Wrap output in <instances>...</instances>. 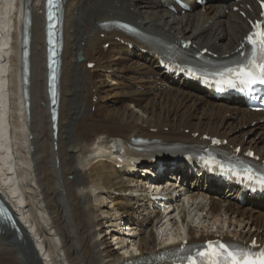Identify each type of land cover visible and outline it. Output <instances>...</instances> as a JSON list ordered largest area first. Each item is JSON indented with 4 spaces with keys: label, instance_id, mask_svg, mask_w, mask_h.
<instances>
[{
    "label": "bare ground",
    "instance_id": "6f19581e",
    "mask_svg": "<svg viewBox=\"0 0 264 264\" xmlns=\"http://www.w3.org/2000/svg\"><path fill=\"white\" fill-rule=\"evenodd\" d=\"M37 1L0 0V198L4 201L11 192L13 179L8 171L16 168L25 203L22 215L34 226L40 242L18 221L14 229L0 223V264H147L167 250V238L176 242L185 234L189 244L214 235L264 243V200H246L244 208L237 204V194L224 191L217 196L211 186L206 189L200 179L186 176L193 181L182 190L186 197L174 205L176 222L170 215L147 211V192L136 184L143 181L139 172L155 168L153 160L173 159L182 146H207V141L200 140L202 135L225 139L227 146L222 150L226 152L231 151L229 146L240 147L241 152L251 150L264 160V138L251 139L253 133L264 136V115L247 112L237 100L216 105L197 85L162 75L156 54L146 46L99 26L121 21L172 46L191 42L186 54L207 49L219 59L234 58L249 29L232 9L250 18L246 7L255 9L254 0H208L200 11L191 4L193 11L184 16L179 9L175 14L164 8L172 0H63L56 138L46 87L44 0ZM24 6L28 11L27 114L17 105L19 19ZM115 37L130 45L116 42ZM106 43L107 50L103 49ZM90 63H94L92 69ZM103 76L116 86L114 94L123 96L121 106L102 101L96 83H107ZM93 98H97L94 103ZM222 113H230L235 126L225 122ZM183 129L200 135L194 138ZM114 138L128 150L125 156L119 155L121 164L110 157V144L118 147ZM133 138L148 145L132 143ZM145 148L151 152H136ZM126 155L143 163L135 167ZM137 193L138 200L132 196ZM106 197L114 198L109 213L102 210L107 208ZM123 220H130L132 235L137 237H125L122 229L114 232ZM162 227L165 231L159 241L157 230ZM109 239L116 241L121 250L111 247L121 255L107 246Z\"/></svg>",
    "mask_w": 264,
    "mask_h": 264
},
{
    "label": "snow or ice",
    "instance_id": "6c2138e0",
    "mask_svg": "<svg viewBox=\"0 0 264 264\" xmlns=\"http://www.w3.org/2000/svg\"><path fill=\"white\" fill-rule=\"evenodd\" d=\"M49 7L54 6L55 0H47ZM52 17L49 16V19ZM256 31L250 33L247 37V43L252 46L251 55L252 60L241 62L236 69H227L229 78L224 81L229 87H236L237 84L250 86L257 82L264 84V23L256 22L254 25ZM257 55L259 63H257ZM221 76L224 73H220ZM213 143H220V141H213ZM239 151V149H237ZM252 156L253 153H246ZM241 163H243L241 161ZM249 178H253L251 170L244 169ZM257 182L261 187H264V173L256 177ZM253 247H256V242L253 240ZM191 264H264V248L253 252L249 248L233 247L230 244L222 243L220 241H208L202 250H198L195 256L188 257Z\"/></svg>",
    "mask_w": 264,
    "mask_h": 264
},
{
    "label": "rangeland",
    "instance_id": "374dc122",
    "mask_svg": "<svg viewBox=\"0 0 264 264\" xmlns=\"http://www.w3.org/2000/svg\"><path fill=\"white\" fill-rule=\"evenodd\" d=\"M38 2V1H37ZM199 10H201V9H199ZM202 14H204L203 12H201ZM226 14H228L229 13V11H226L225 12ZM209 24H211V22L209 23ZM104 47V46H103ZM92 64H94V63H92ZM102 79H104L107 83H102V82H98V83H96L98 86H99V88H100V90H101V97H103L104 99L102 100V101H105V102H108V103H110V104H112V105H117V106H121L122 105V101H123V96H117L116 94H114V90H116V89H114V87H116V86H111V83H109L107 80H106V78L103 76L102 77ZM110 81H112V79L110 80ZM137 90V89H136ZM140 90V89H139ZM103 91H105V92H103ZM105 93H107V94H105ZM155 97V96H154ZM93 99H97V98H93ZM92 111H94V110H92ZM197 118H198V115H196L195 116V119H194V121L196 122L197 121ZM226 118H229V116H227ZM235 126V125H234ZM251 127H252V125H251ZM164 130L165 129H163V132H164ZM189 130V129H188ZM188 130H186V129H183V132L186 134V131H188ZM242 130H244V128L242 129ZM252 136L253 137H251V139L252 138H255L256 140H257V142H260L261 140H262V138H264V136H263V133H262V135L261 136H263V137H261L260 138V136H256V134H252ZM253 140V139H252ZM117 170H120L121 169V167H119V168H116ZM124 182H125V180H123ZM113 195H114V197H115V194L113 193ZM112 199H114L113 197H112ZM112 199H108V197H106V199L104 200V202L105 203H103V204H107V208L106 207H102V210H103V212H108L109 213V208H112L113 206V204H114V202H112ZM106 201H107V203H106ZM217 201H219V200H217ZM221 201V200H220ZM110 214H112V213H110ZM101 216L103 217V216H106V213H104V214H101ZM147 230H149L150 231V228H148ZM161 231L163 232L164 230L163 229H161ZM106 232H107V228L106 227H103V236H105L106 235ZM154 233H155V230H154ZM163 233H161V235H162ZM107 237V236H106ZM107 239V238H106ZM114 240V239H113ZM112 239H109V240H105L106 241V243H107V246L109 247V248H111L112 250H113V253L115 254V255H121V254H119V253H117L118 252V248L117 247H119L118 245H115V243H116V241L114 240L113 241ZM158 240L160 241V237L158 238ZM110 244V245H109ZM113 248H116V250H117V252L115 251V249H113ZM117 246V247H116ZM119 250H121V248L119 247Z\"/></svg>",
    "mask_w": 264,
    "mask_h": 264
}]
</instances>
